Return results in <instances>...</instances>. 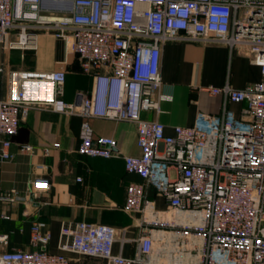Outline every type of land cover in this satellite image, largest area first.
Returning a JSON list of instances; mask_svg holds the SVG:
<instances>
[{"label": "built area", "instance_id": "obj_1", "mask_svg": "<svg viewBox=\"0 0 264 264\" xmlns=\"http://www.w3.org/2000/svg\"><path fill=\"white\" fill-rule=\"evenodd\" d=\"M39 32L62 39L93 86L76 105L58 100L63 69L43 79L46 102L29 100L23 85L10 88L0 99V160L13 158L12 138L37 106L81 118L77 152L88 157H120L113 138L93 137L89 120L132 123L140 155L122 159L144 184L127 185L123 209L140 214L142 228L137 238L121 240L136 244L132 257L113 253L114 227L86 221L62 225L58 253H50V235L35 222L33 249L0 252V264H71L67 254L79 264H264V0H0L1 47L35 50ZM174 42L247 48L261 77L243 89L204 88L223 98L221 111L198 113L192 126L175 127L171 136L141 115L159 112L161 47ZM227 103L242 104L237 116ZM19 150L33 153L29 145ZM31 185L48 187L39 178ZM145 185L164 198L166 211L145 199ZM24 200L14 189L0 193L2 206ZM0 218L8 219L7 212ZM0 243L7 244L6 235Z\"/></svg>", "mask_w": 264, "mask_h": 264}, {"label": "crops", "instance_id": "obj_2", "mask_svg": "<svg viewBox=\"0 0 264 264\" xmlns=\"http://www.w3.org/2000/svg\"><path fill=\"white\" fill-rule=\"evenodd\" d=\"M247 48L230 47L220 43L174 42L161 47L159 71L162 86L155 95L159 112H142V118L163 124L165 134L174 135L175 127H190L198 113L218 114L223 98L211 96L204 88H220L228 84L243 89L260 80L259 67L252 63ZM0 99L8 96L10 88L22 85L29 100L46 102L50 89L43 79L63 69L65 82L64 104H78L79 93H89L93 86L91 75L80 70L78 57L65 48L64 41L50 33L37 34L35 50L8 49L0 46ZM242 104L227 103L236 116ZM82 119L77 116L37 106L20 121L12 138L9 161L0 160V193L16 190L25 196L23 202L10 206L0 204L8 219L0 218V235L7 236V244L0 243V252L13 249L32 250L29 243L30 227L42 224L41 231L49 233L46 250L58 253L57 242L62 225L78 221L101 223L116 230L113 253L132 257L136 252L133 240L141 233L140 214L124 211L127 185L144 181L125 170L123 156L140 155L136 126L129 122L91 119L93 137L113 138L120 154L117 158H99L77 152ZM29 145L32 154L20 152ZM48 149V153L44 152ZM41 165V170L33 166ZM43 179L48 187L34 189L31 181ZM145 199L154 209L167 210L164 198L154 188L145 185ZM71 264L78 258L67 254ZM83 264H97L84 260Z\"/></svg>", "mask_w": 264, "mask_h": 264}]
</instances>
